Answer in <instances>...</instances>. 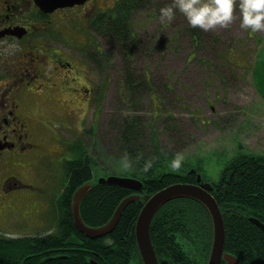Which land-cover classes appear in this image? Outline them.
Segmentation results:
<instances>
[{"label":"rangeland","instance_id":"rangeland-1","mask_svg":"<svg viewBox=\"0 0 264 264\" xmlns=\"http://www.w3.org/2000/svg\"><path fill=\"white\" fill-rule=\"evenodd\" d=\"M99 1L102 11L114 5L113 0ZM170 2L142 1L144 8L132 18L138 41L134 54L116 46L113 49L101 33L89 27L87 55H95L97 64L91 63L90 68L94 80L102 79L105 88L100 113L90 108L81 128L79 121L75 127L61 124L68 119L53 112L50 102H30L31 111L50 120L32 127L37 142L45 148L53 144L52 150L58 146L62 152L54 156L43 151L21 171L26 182L34 186L22 189L38 202L36 218L40 223L20 221L16 210L0 209L1 234L13 236L48 228L46 217L59 204L64 189V162L75 156L67 143L58 141L59 134L83 139L98 175L135 169V161L120 150L118 141L121 121L130 120L131 115L139 121L142 153L167 162L182 152L183 162L192 165L184 169H195L198 163L206 179L217 178L224 155L233 153L236 143L245 150L264 152V65L256 68L260 78L253 81L251 74L257 50L264 44V29L253 32L250 26H241L239 0H235L233 19L227 25L217 24L208 30L191 26L179 9L171 21H161L159 9ZM192 28L198 33L195 37L190 33ZM97 45L100 54L96 53ZM126 65L135 79L141 80L134 93L124 84ZM152 135L157 139L155 145ZM125 157L128 167L123 166Z\"/></svg>","mask_w":264,"mask_h":264},{"label":"flooded vegetation","instance_id":"flooded-vegetation-1","mask_svg":"<svg viewBox=\"0 0 264 264\" xmlns=\"http://www.w3.org/2000/svg\"><path fill=\"white\" fill-rule=\"evenodd\" d=\"M116 1L113 0V3ZM100 12L102 7L99 0H85L50 11H43L35 0H0V209L16 210L20 214V221L40 223L36 218L38 202L22 189L34 186L26 182L21 171L43 151L54 156L62 152L58 146L52 150L53 144L45 148V145L37 142L32 127L36 122L45 124L50 123V120L44 119L45 115L31 111L30 102L33 99L50 102L53 112L68 119V123L61 124L75 127L79 121V128L90 108L96 114L101 111L104 84L102 79L99 82L94 80L90 67L96 61H93L91 54L90 58L87 55L90 42L87 32L94 16ZM96 47L101 49L99 45ZM57 137L64 144L72 140L60 134ZM224 156L214 180L206 179L194 168H188L187 171L194 175L192 183H210L209 192L221 214L217 198L224 193L227 199L224 210L235 214L227 215L228 224L235 226V231L245 232L252 244L247 246L245 240L249 251L241 246L240 250L232 252L224 249L223 242V253L230 254L233 262L223 256L220 262L246 264L244 258L250 254L256 256L257 264H263L264 152L245 150L236 143L235 151ZM197 173L200 174V180H196ZM97 176L94 174L92 177ZM140 193L148 194L142 189ZM142 200L143 204L144 198L138 201ZM68 209L67 213L66 207L62 208L58 204L49 210L46 217L48 228L13 236L0 233V241L29 238L32 246L16 254L17 264H40L44 260L48 264H143L135 233V242L125 240L127 235L110 234L114 228L105 234L87 236L73 222L71 201ZM66 214L71 215L75 229L82 234L67 227L62 217ZM132 228L134 231V224ZM46 234L49 245L46 248L35 245L33 238ZM8 256L0 264H11L12 258Z\"/></svg>","mask_w":264,"mask_h":264},{"label":"trees","instance_id":"trees-1","mask_svg":"<svg viewBox=\"0 0 264 264\" xmlns=\"http://www.w3.org/2000/svg\"><path fill=\"white\" fill-rule=\"evenodd\" d=\"M142 1L145 0H118L114 5L95 15L91 21V26L97 33L103 34L102 37L108 40L113 49L116 46L118 49L124 50V52L134 54L138 41L132 18L136 11L144 8ZM190 33L194 37L198 34L194 28H192ZM105 50L107 49L103 48V54L106 56ZM101 51V49H96L98 54ZM120 53L125 56L123 51H120ZM123 60H126V58H123ZM259 64L264 65V44L257 50L256 58L252 65L251 74L253 81H255V77H261L260 73L256 72ZM123 74L126 88L129 89L130 93H134L141 80L135 79L127 65L123 69ZM148 87H151V85L148 84ZM103 88H105V85H103ZM138 122L137 116L131 115L130 120L123 118L120 124L118 133L120 150L135 161V169L122 174L141 179L143 181L142 191L148 194L172 182L194 181V175L184 169L187 166H192L191 164L182 162V166L179 168H172L170 166L171 160L163 162L158 156L149 157L141 152L142 145L139 140ZM151 140L154 145L157 143V139L153 135ZM67 144L70 146L71 151L73 150L75 156L64 162V189L58 202L62 208L66 207V212L68 213V204L71 201L74 189L82 182L92 178L96 162L87 153L82 138L72 139ZM148 160L152 161V166L145 171L143 165ZM193 167H195L196 171L200 170L198 163ZM131 191L128 188L116 185L96 184L92 186L85 193L79 205L83 221L89 225H98L105 222L118 201ZM217 200L218 204L221 205L225 227L224 249L234 252L240 250L241 246H243L246 248L245 251H249L247 246L252 244L247 239L246 233L235 231V226L229 225L227 222V215L235 216V214L226 213L229 211L224 210V204L227 199L223 192L219 194ZM142 202L143 200L130 202L124 208L118 223L110 234L127 235L125 240L131 239L135 242L132 226ZM64 204H67V206H64ZM62 217L63 219L65 218L67 227H70L74 232L82 234L75 229L70 214ZM149 236L158 264H204L212 236L209 214L204 206L195 199L182 197L169 200L153 215L149 224ZM33 240L35 245H39L40 248H46L48 234L42 237H35ZM245 240L247 246L244 244ZM31 246L29 238H8L0 241V262L9 254L8 258H12L11 264H17L16 258L18 256L16 254L25 252ZM244 260L246 264H257L255 255L248 254ZM261 260L264 261V257ZM40 264H48V262L44 260ZM220 264H225V261L222 260Z\"/></svg>","mask_w":264,"mask_h":264},{"label":"water","instance_id":"water-1","mask_svg":"<svg viewBox=\"0 0 264 264\" xmlns=\"http://www.w3.org/2000/svg\"><path fill=\"white\" fill-rule=\"evenodd\" d=\"M84 1L85 0H35L36 4L43 11H50L56 7L71 6ZM196 180H200L199 173H197ZM96 184L122 186L133 190V192L125 195L119 200L110 217L104 223L93 226L86 224L82 220L79 212V204L85 193ZM142 186L143 181L138 177L114 173L99 175L82 182L74 189L71 196V209L75 226L81 232L91 237L108 233L116 226L127 204L144 198V203L134 222L135 238L143 264H158L149 236L150 221L157 209L167 201L179 197H188L200 202L206 208L211 218L212 242L206 264H219L221 256L233 262L230 254L223 253V218L215 199L209 192L211 188L209 182L201 181L199 184L192 182H174L159 188L150 195H142L140 193Z\"/></svg>","mask_w":264,"mask_h":264},{"label":"clouds","instance_id":"clouds-1","mask_svg":"<svg viewBox=\"0 0 264 264\" xmlns=\"http://www.w3.org/2000/svg\"><path fill=\"white\" fill-rule=\"evenodd\" d=\"M235 0H171L159 9L161 21H171L175 10L179 9L187 18L191 26H199L204 30L213 28L217 24L227 25L234 15ZM242 27H249L253 32L264 29V0H239ZM185 156L177 152L171 159L170 166L179 168ZM123 166L128 167L129 161L125 157ZM152 166L148 160L143 165L145 171Z\"/></svg>","mask_w":264,"mask_h":264}]
</instances>
